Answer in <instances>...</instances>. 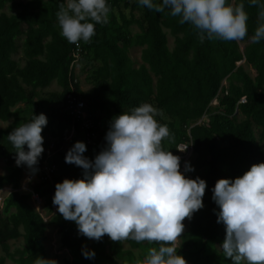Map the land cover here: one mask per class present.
<instances>
[{"label": "trees", "instance_id": "obj_1", "mask_svg": "<svg viewBox=\"0 0 264 264\" xmlns=\"http://www.w3.org/2000/svg\"><path fill=\"white\" fill-rule=\"evenodd\" d=\"M233 1L228 3H243L249 17L248 35L239 41L205 38L201 42L197 31L187 23L181 25L179 17H172L168 9L157 13L140 5L139 0H107L108 23L95 24L91 41L80 42L83 61L91 53L93 61L101 62L98 67L92 65L93 85L88 91H80L75 84V93L83 99L89 117L97 124L94 141L86 145L90 151L83 154L85 157L94 160L107 146L105 136L114 117L130 113L142 103L163 112L155 118L168 127L174 138H166L167 151L178 156L177 145L192 146L194 159L190 164L196 172L191 179L199 177L207 187L204 207L191 219L186 218L189 226L179 241L177 254L188 264H228L229 258L221 248L226 227L217 222L219 207L212 199V189L218 179L234 180L253 164L264 162V40H251L258 25L259 9L250 6L249 0ZM62 3L66 0H0V9L8 10L0 11V121L12 118L14 123L0 129V159L5 169L0 175V190L6 186L13 189L3 198L0 208V264L6 259L15 264H34L38 257L46 259L43 241L47 224L57 228L60 244L71 256L66 264H134L144 258L148 247L158 245L126 241L129 248L124 249L122 242H113L107 235L100 241L88 239L79 234L75 222L65 220L60 213L45 222L30 204L34 193L51 209L57 183L84 178L82 168L65 162L66 153L76 142L75 136L69 139L68 148L57 151L52 158L57 167L52 183L40 181L32 184L28 192L14 191L21 186L27 166L16 165V149L7 136L30 122L36 113L33 111L29 120L25 115L20 117L24 110L21 104L33 106L34 110L45 104L57 105L51 114L56 122H50L41 133L44 149L46 130L57 137L56 148L66 143L71 123L78 135L84 132L79 130L81 123L65 110L69 52L73 45L60 34L56 14ZM131 25H136L138 31L133 33ZM163 29L174 38L172 50ZM132 46L142 50L143 64L137 68L127 54ZM19 49L23 66L13 59ZM243 64L255 71L253 78L244 71ZM53 80L62 91L35 99L38 91ZM202 116H206V122L198 123ZM17 118H21V124H15ZM44 158L45 151L36 168ZM20 237L22 246L11 251L8 241ZM133 249L142 250L138 258ZM84 250L94 252V258H85Z\"/></svg>", "mask_w": 264, "mask_h": 264}, {"label": "clouds", "instance_id": "obj_2", "mask_svg": "<svg viewBox=\"0 0 264 264\" xmlns=\"http://www.w3.org/2000/svg\"><path fill=\"white\" fill-rule=\"evenodd\" d=\"M249 3L259 9L258 25L251 37L253 43H259L264 40V2L249 0ZM139 4L157 13L170 10L169 14L179 17L181 25L187 23L197 31L201 42L205 38L239 41L248 35L249 17L243 3L139 0ZM109 11L107 0H66L56 14L60 34L77 47L80 41L89 43L95 35V24L108 23ZM68 93L80 96L75 92L66 95ZM65 110L68 111L66 100ZM158 115L162 116L163 112L149 103H142L130 113L114 117L105 136L107 146L94 160L83 154L95 135L86 143L84 133L78 135L71 123L66 141L77 134L83 142L74 143L66 153L65 162L82 168L84 178L57 183L53 204L63 218L75 222L79 234L88 239L100 241L107 235L113 242L158 245L148 247L144 258L137 259L134 264H188L177 254L185 229L183 221L191 219L204 207L207 184L199 177L187 178L180 171V156L187 147L192 153L190 144L180 143L187 145L183 148L177 145L178 156L163 149L162 141L174 138L168 127L156 120ZM47 122L46 115L41 113L7 136L16 149V165H26L28 172L31 170L33 174L38 171L35 166L41 154L51 144L45 145V149L42 146L41 133ZM70 133L75 134L69 136ZM54 147L58 152L64 151L62 146L56 148L55 144ZM193 170L190 164L185 165L186 172ZM4 189L7 194L13 191L10 186ZM212 191V199L219 207L217 222L226 227L221 246L225 257L233 264H264V162L253 164L234 180L218 179ZM83 255L91 259L95 253L84 250ZM34 264L57 262L38 257Z\"/></svg>", "mask_w": 264, "mask_h": 264}, {"label": "rangeland", "instance_id": "obj_3", "mask_svg": "<svg viewBox=\"0 0 264 264\" xmlns=\"http://www.w3.org/2000/svg\"><path fill=\"white\" fill-rule=\"evenodd\" d=\"M233 2H231V3H233ZM0 11L8 12L6 7L4 9H0ZM125 13L128 14L129 11L125 10ZM130 29H131V31L133 33L138 31V28H137L136 25H131ZM163 30L167 34L168 48H169V50H172L173 46H174V38L168 32L167 29H163ZM242 48H243V45L240 44V50L241 51H242ZM141 51H142L141 48L137 47V46H132V47H130L128 49V53L127 54H128V57H129L130 61L132 62V65H133L134 68H137L141 64H143L142 59H141ZM88 56H89V58L84 59L83 62L82 61H80V62L78 61L79 63L82 62L81 66L83 68H81V66L77 65V64H79V63H77L76 64L77 66L74 69V74H75L76 79H77V81L79 83V88L82 91H87L92 86V81H93L91 79L92 71H93L95 66L96 67L98 66V64L95 61H93L92 54L90 53V55H88ZM40 58H43V57H40ZM13 59H15V60H17L19 62V66H23L24 65L23 53H22L21 49H19L18 52L13 55ZM93 64L95 65L94 67H92ZM243 67H244V71L246 73H248L250 75V77L253 78L255 76V71L250 66H247V65L243 64ZM153 83L155 85V82H153ZM224 84H226V82H224ZM60 91H61V87L58 86V84L55 81H52L50 85H48L47 87H45V88H43V89L38 91L39 95H37L35 99H37L39 97L46 96L50 92H60ZM47 105H50V104H47ZM213 105H215V104H213ZM20 106L23 107L24 104H21ZM26 107H27L28 110L26 112H24V110H23V112H22L20 117L25 115V119H28L31 116V112L33 113V111L37 110V108L34 110V107L32 109H31V106H26ZM51 110H52V108L47 107L46 110H42V112H41V113L46 115L47 121L49 120V124H50V122H54L55 121L54 119L51 120V114H52ZM20 119L21 118H17L15 124H17V125H18V123L21 124L22 120H20ZM199 122L205 123L206 122V116H202L198 120V123ZM11 123H13L12 118H10L8 121H0V129L6 128ZM51 127H52V125H51ZM45 132H46V135H44L45 136V145L49 144L50 142H56V139L54 138V136H52L50 134V130H46ZM74 134L75 133H70L69 136L74 135ZM255 134H256V137L258 138V130L257 129H255ZM80 140H82L81 137L76 134L75 135V141L77 142V141H80ZM169 141H171V140L169 139ZM169 141L166 138L163 140L162 146L164 148H166V151L168 150ZM66 148H68V141H66V143L62 146V150H65ZM88 149H90V148H88ZM176 150H177V148H176ZM26 151H27V149H26ZM89 151L90 150H88L86 153H88ZM188 151H186V154L188 156L189 155L190 156L188 157L187 160H182L181 161L180 171L182 173H184V175L187 178L191 179V176L196 172V170L194 169V167L191 166L194 169L193 171H187V172L185 171V165L186 164H190L193 161V159H194L193 152L192 153H188ZM177 153H178V150H177ZM206 169L207 168H204L203 170L205 171ZM28 170H29L28 167L24 168L23 177H22V180H21V186L19 187L20 189L22 188L20 190L21 192L30 190L29 188L31 187V185L37 182L36 180H33V183H31L32 181H30L28 183V179H27ZM4 173H5L4 163L0 159V175L4 174ZM27 186H28V188H27ZM7 193L8 192L4 188L0 190V200L1 201L7 195ZM1 201H0V205L2 203ZM30 204L45 219V221L49 220V218L51 216H53L55 213H59L58 209H57V206L54 205L53 202H52V208L51 209L46 208L44 206V199H42V198H39V200H37V199H35L32 196L31 199H30ZM183 223L185 225V229H184V232H185L188 229L189 221L187 219H185L183 221ZM122 243H123L124 249H128L129 248V245H128V243L126 241H122ZM22 244H23L22 237H20L18 239H15V240H9L8 241V245H9L11 251H13V250H15L17 248H20L22 246ZM43 245H44V248H45L46 253H47L46 259L55 260L57 262V264H66V261L71 259V256L69 255L67 250L61 246L60 241H59V234L57 233V228L55 226H53L52 224H47L46 225V228H45V239L43 241ZM216 249H217V251H219L220 247H216ZM141 252H142L141 249H133L134 257L138 258L140 256ZM1 255H3V252L0 249V256ZM226 260H227L226 263L233 264L231 259H226ZM4 264H15V263H13L12 261L6 259Z\"/></svg>", "mask_w": 264, "mask_h": 264}, {"label": "built area", "instance_id": "obj_4", "mask_svg": "<svg viewBox=\"0 0 264 264\" xmlns=\"http://www.w3.org/2000/svg\"><path fill=\"white\" fill-rule=\"evenodd\" d=\"M81 42V41H80ZM73 47L70 49V57L72 58L71 64H76L79 59H81L83 50L81 43H79V47H77L76 44H71ZM66 100V107L67 112L73 116L76 120H78L81 124L79 125V128L83 130L84 132V139L86 143L90 142V139L95 135V127L96 125L92 121V119L88 116L87 111L85 110V103L80 98V96L73 95L72 93H68L65 97ZM244 101V98L241 99ZM70 128L73 130V126H70ZM180 148L187 147V145L180 144ZM189 150V151H188ZM188 153H191V149L187 147ZM186 151L183 152V154L180 156V159L187 160L188 156L186 154ZM57 149H55L54 145L51 143L46 147L45 149V161L43 164L37 168L38 171H36L34 174L30 170L27 175L28 182L36 180L37 182L43 181V182H49L52 183V178L56 172V164L52 161L53 156L56 154ZM24 188V187H23ZM28 188V187H27ZM32 196L39 200L37 194L32 193Z\"/></svg>", "mask_w": 264, "mask_h": 264}, {"label": "crops", "instance_id": "obj_5", "mask_svg": "<svg viewBox=\"0 0 264 264\" xmlns=\"http://www.w3.org/2000/svg\"><path fill=\"white\" fill-rule=\"evenodd\" d=\"M95 62L98 64V66H100V64H101V62L99 61V60H95ZM82 63V62H81ZM81 63H79V64H77V65H79V66H81ZM77 65H74V64H71V60H69V63H68V71H67V83H68V88H69V91L68 92H75L74 90H75V84H77L78 83V81H77V79H76V76H75V74H74V69H75V67L77 66ZM97 66V67H98ZM81 68H83L82 66H81ZM53 81H55V80H53ZM56 82V81H55ZM51 84V83H50ZM49 84V85H50ZM78 85H79V83H78ZM93 85V84H92ZM59 86V85H58ZM47 87V86H46ZM92 87V86H91ZM90 87V88H91ZM45 88V87H44ZM89 88V89H90ZM43 89V88H42ZM88 89V90H89ZM87 90V91H88ZM61 91H62V88H61ZM60 91V92H61ZM80 91H82L81 89H80ZM82 92H86V91H82ZM50 93H59V92H50ZM50 93H48L47 95H49ZM46 95V96H47ZM43 97H45V96H43ZM49 103H52V102H49ZM26 106L24 105L23 107H22V109H24ZM47 107H50V108H52V110H51V112H53V109L54 108H57V105L56 104H50V105H47V104H45V105H42V106H40V107H38L37 108V110H35V114L33 115V117L36 115H39V114H41V112H42V110H46V108ZM33 108V106H31V109ZM30 109V110H31ZM36 109V108H35ZM25 111L24 112H26L28 109H27V107L24 109ZM31 114H32V112H31ZM32 117V118H33ZM32 118H31V120H32ZM30 119V117L28 118V120ZM55 119V118H54ZM30 120V121H31ZM51 120H53V118L51 117ZM55 122H56V119H55ZM47 125H49V120H48V122H47ZM54 127V126H53ZM44 128V127H43ZM45 135H46V132H45ZM55 139H57V137H54ZM53 145H55L56 144V142H51ZM45 161V158H44V160L42 161V163H41V165L43 164V162Z\"/></svg>", "mask_w": 264, "mask_h": 264}]
</instances>
